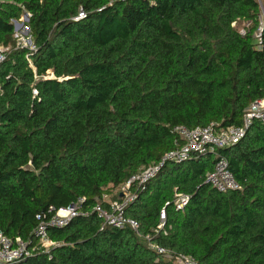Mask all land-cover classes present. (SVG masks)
Instances as JSON below:
<instances>
[{"label": "trees", "instance_id": "16d2710c", "mask_svg": "<svg viewBox=\"0 0 264 264\" xmlns=\"http://www.w3.org/2000/svg\"><path fill=\"white\" fill-rule=\"evenodd\" d=\"M24 11L35 50L14 36L11 20ZM260 14L258 0H2L0 230L36 247L15 264H180L181 253L200 264H264L259 118L218 152L239 188L215 189L206 177L216 156L196 154L166 163L144 191L131 188L138 197L126 213L139 232L89 213L50 227L60 244L49 251L34 234L38 214L49 219L80 198L84 211L107 205L115 188L183 144L175 126H242L264 99ZM179 192L190 197L184 210L173 206Z\"/></svg>", "mask_w": 264, "mask_h": 264}, {"label": "built area", "instance_id": "2783aa9c", "mask_svg": "<svg viewBox=\"0 0 264 264\" xmlns=\"http://www.w3.org/2000/svg\"><path fill=\"white\" fill-rule=\"evenodd\" d=\"M1 6L2 0H0V8ZM30 17L31 13L24 11L21 18L12 19L11 22L14 25V36L18 46L29 47L30 50H35L36 46L29 37L30 29L27 24ZM84 17L85 12L81 10L78 16L74 17V20H79ZM260 36L261 33L258 34V37ZM8 51L9 47L0 46V63L6 60ZM255 118L264 120V99L251 105L244 116V123L242 126H231L219 130L214 129L213 125L194 128H190L186 125L175 126L174 131L179 138L182 139L183 144L175 150L166 153L159 163L135 174L126 182L127 186L129 188L135 187L136 190L144 191L149 181L159 175L166 163L173 162L179 164L190 160L196 154L200 156L214 154L216 156L215 166L213 171L207 174L206 181L220 192L239 188L237 179L230 169L228 158L218 152L220 149L229 148L238 143L245 136ZM136 190H130V196L123 193V198L121 200H108L107 205L97 203L89 211L83 210L82 202H84V198H80L76 204L59 208L49 219H47L44 214H38V226L34 234L38 239L39 247L49 251L52 247L60 244L50 238L48 231L50 227L62 228L67 226L73 218L87 216L89 213L96 214L103 226H113L117 228L130 227L135 232H139V220L126 213L127 206L138 197ZM189 200V195L180 192L176 193L173 206L176 210H184ZM168 205L169 202L166 203L165 207H163L160 212V223L158 225L159 229L157 230H163L165 227L167 221L166 207ZM53 210L54 208L51 207L49 211L51 212ZM145 238L151 241L150 234H147ZM150 246L161 254L169 252L167 249L155 243H151ZM35 248L36 247L30 248L29 243L22 238H11L0 230V264H15L20 262L22 259L28 258L31 251ZM175 258L180 264H200L193 256L183 253L177 254Z\"/></svg>", "mask_w": 264, "mask_h": 264}, {"label": "rangeland", "instance_id": "374dc122", "mask_svg": "<svg viewBox=\"0 0 264 264\" xmlns=\"http://www.w3.org/2000/svg\"><path fill=\"white\" fill-rule=\"evenodd\" d=\"M258 1L260 2V6H261L260 22H261V25L264 26V0H258ZM247 25H248V23L244 22V21L241 24H239V26L237 24V26L241 32H245L244 27ZM48 74H49V76H54L53 72L51 70L48 72ZM130 190H131V187L129 188L127 186V183H124L120 187L115 188L113 194L107 195L106 197H110L111 199H113L119 193L120 194L126 193V194H128L127 196H130L131 195V193H129Z\"/></svg>", "mask_w": 264, "mask_h": 264}, {"label": "crops", "instance_id": "0c3cea01", "mask_svg": "<svg viewBox=\"0 0 264 264\" xmlns=\"http://www.w3.org/2000/svg\"><path fill=\"white\" fill-rule=\"evenodd\" d=\"M106 198H107V201L111 199L110 197H106Z\"/></svg>", "mask_w": 264, "mask_h": 264}]
</instances>
